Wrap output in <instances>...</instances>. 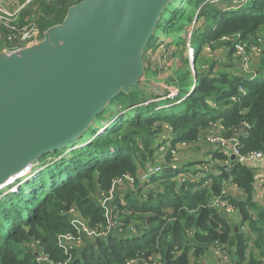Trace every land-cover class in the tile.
Segmentation results:
<instances>
[{"label": "trees", "instance_id": "16d2710c", "mask_svg": "<svg viewBox=\"0 0 264 264\" xmlns=\"http://www.w3.org/2000/svg\"><path fill=\"white\" fill-rule=\"evenodd\" d=\"M78 1L35 0L34 19L40 31L61 22L67 8ZM173 1L176 0L165 6L155 30L162 27L168 31L169 26L175 27L176 39L182 40L179 33L191 21V9L184 10L182 5L170 6ZM196 1V5H200L203 0ZM186 6H189V0ZM227 9L222 10L213 2L205 1L193 15L196 21L202 17L205 23L193 31L189 44L195 51L204 43L213 50L221 45L225 54L219 61L229 64V68L223 71L217 68L212 72L217 59L205 61L197 53L193 61L196 77L192 79L190 64L184 60V68L175 69L177 76L172 82L184 87L188 81L189 88L183 92L182 100L170 108H162L171 101L167 94L165 99L143 104L136 87L130 93L120 92L85 131L94 133L105 113L114 115L116 110L122 111L112 122L102 126L104 131L101 134L88 142L82 139L84 133L77 142L80 146L66 153H63L67 148L64 147L42 155L38 161L53 155L56 158L47 162V166L33 177L22 181L16 189L0 191V264H38L32 251L24 246L33 239L39 241L52 259H64L66 255L57 245V234L71 229L66 214L68 208L80 211L90 226L98 222L105 225L104 208L96 204L94 198L98 190L107 191L115 178L125 174L135 179L138 194L133 195L131 190L123 193L127 203L122 209L134 210L131 216L126 217L144 234L122 239L114 229L100 241H92L72 264H121L138 251H153L155 245L162 247L161 252L165 250L168 264H186L183 262L186 251L175 258L171 254L175 246L183 248L179 244L184 242L187 245L185 250L194 247L199 252L203 249L200 246L202 242L208 241L204 243L207 246L215 237L228 243L232 264H264V210L252 196L253 172L240 164L230 168L225 162L230 159L224 155L223 146L212 144L208 153L194 160L195 170L191 175L198 174L194 181L174 179L168 166L161 174L152 177L150 188L142 192V181L138 177L148 164H154L160 158L162 152L169 156L171 149L183 144L182 149L189 142L199 147L203 130L215 121L225 126L224 137H228L231 131H239L241 152L264 150V74L259 75L264 68V0H241L239 9ZM25 17L23 12L21 18ZM168 17L170 22L163 27ZM210 19L215 20L211 26L208 25ZM154 36L145 48L152 45ZM240 43L245 44L249 72L241 68L242 56L235 54L236 45ZM256 51L261 53L257 55ZM251 76L254 80H248ZM176 86L178 92L174 99H180L181 88ZM177 106L179 110L175 108ZM169 128L171 138L167 139L170 144L167 145L164 139V148L160 152L156 135ZM206 159L214 164L205 169L200 165L207 164ZM165 161H170V158L166 157ZM186 164L180 165V172L190 174ZM224 180L226 182L221 183ZM227 186L237 188L227 199L237 207L247 231L241 228L235 231L219 216L220 208L206 206L208 196L218 195ZM158 187L163 191H157ZM168 208L174 210L178 217L171 223L162 219L168 216ZM188 208L194 213L189 214ZM146 225L149 227L143 228ZM169 226L174 227L175 236L168 240L165 229ZM220 226L221 232L218 233ZM191 229L193 238L185 240L187 230ZM250 245L252 249H249Z\"/></svg>", "mask_w": 264, "mask_h": 264}, {"label": "water", "instance_id": "95a60500", "mask_svg": "<svg viewBox=\"0 0 264 264\" xmlns=\"http://www.w3.org/2000/svg\"><path fill=\"white\" fill-rule=\"evenodd\" d=\"M170 1L79 0L36 42L0 49V188L42 155L80 146L109 102L141 82Z\"/></svg>", "mask_w": 264, "mask_h": 264}, {"label": "built area", "instance_id": "2783aa9c", "mask_svg": "<svg viewBox=\"0 0 264 264\" xmlns=\"http://www.w3.org/2000/svg\"><path fill=\"white\" fill-rule=\"evenodd\" d=\"M31 1L32 0H26L21 5H17V0H0V38L2 40L1 49L14 51L30 45L42 37V32L40 31L38 23L34 18H21L22 12L24 10L23 7ZM236 48L237 51H243V53L241 54L243 62L248 64V56L245 53V44H237ZM252 50H258V48H253ZM192 53H194L193 48L191 50L190 60H193ZM245 68L248 70L250 69L248 65H246ZM251 78H254V76H251ZM240 90L242 94L245 93L241 87ZM177 92L178 89L173 95L177 94ZM209 135V142L217 140L218 144L223 146L224 155L230 159L225 161L227 162L228 166L231 168L234 164H240L249 167L253 172V188L263 190L264 150H253L243 153L241 152V143L239 138L218 137L215 139V136H213L212 134ZM227 144L230 145V148H227ZM232 156H234V158H232ZM212 164L213 162H208L207 164H203V167L206 169ZM180 165V162L176 163V165L173 164L171 162V159L168 162H166L165 160H160L155 161L154 164H148L146 170L139 176V179L142 181L141 191L145 192L150 188L151 178L161 174L163 172L164 166L171 167V173L169 174L173 176L174 179L181 178L185 180L187 173L176 171L177 168L180 167ZM197 175L198 174H190V176L192 177L190 181H194ZM133 181L136 186L135 179L129 174H125L121 178H115L107 191H97L94 200L96 204L104 208L103 215L106 216L105 225H103L101 222H98L90 226L87 218H85L80 211L76 210L75 208H68L66 214L69 217V224L71 226V229L62 231L57 234V245L61 248L63 254L66 255L64 259H52L46 249L40 246L38 240L33 239L32 241L26 243L24 246L32 251L35 256L36 263L72 264L73 261L79 258L82 255V252L85 250L86 240L91 243L96 239L105 238L110 235L114 229L118 230L117 234L120 235V238L122 239L142 236L144 232L140 231V228L136 227L134 222H130L128 224L126 223L121 226L117 225L118 216L120 214L131 216L134 213V210L132 208L122 209L126 206L127 200H125L124 194L117 193V189L119 186L125 184V192L128 190H131L133 192ZM227 196L229 195L225 194V191H223L222 189L218 195H210L206 206L211 208H220L221 210L228 209V211L231 212L234 209L231 203L228 201ZM255 197L258 198V195H253L254 201H257ZM116 199L118 201L114 202ZM260 202V204L263 206V202ZM162 219L165 220V223H171L175 220L174 216H164ZM148 227L149 226L146 225L143 228ZM220 232L221 226L219 233ZM215 242L216 243L211 248L207 247L211 243H209L207 246H204V243H201L200 246H202L203 249L206 250L210 249L211 254L216 259V264H224L225 259L228 255V251L225 248L224 242H221L219 239H216ZM185 246L187 245L184 244L183 248H180L177 245L172 249L171 254L174 256V258L175 256H181L184 251H187L185 250ZM161 248L162 247H158L157 245H155L153 251H138L134 256L127 258L121 264H166V253L165 250L161 252ZM188 250H195V248L192 247L190 249L188 247Z\"/></svg>", "mask_w": 264, "mask_h": 264}, {"label": "rangeland", "instance_id": "374dc122", "mask_svg": "<svg viewBox=\"0 0 264 264\" xmlns=\"http://www.w3.org/2000/svg\"><path fill=\"white\" fill-rule=\"evenodd\" d=\"M25 1L26 0H17L16 4L21 5ZM34 1L35 0L28 2L23 7L24 8L23 12L26 13L25 19L34 18V16L36 15V13H35L36 7H34L36 5H34ZM205 1H207V0H203L200 5H196V3H197L196 0H189V6H186V5H188V0H176L170 4V6H175V7L182 5L185 7L184 10L191 9V14H192L191 15V21L189 23L187 22L184 26L183 32L179 33L183 37L182 40L176 39L177 30H175V27L169 26L168 31H165L162 27H159L158 29L154 30V34H153V35H155L154 36V42L148 48H144V51H143V60H144V66L146 68V72H145L144 77L141 80V82H139L136 85L137 92L141 94L139 99L143 100V104H147V103H150V102H153L156 100L165 99L166 97H164V95L167 94V97L171 101L165 103L162 106V108H170L171 105L177 104V103H179L180 100H182V97H183L182 94L184 91H188V88H189V82L188 81L185 82L184 87L182 86V84L176 83V85H178L181 88L180 89L181 92L179 95V97H181V98L180 99H174L176 94L175 95H173V94L176 93L178 88H176L177 86L174 85V83L172 82V79H173V81L176 80L175 77L177 76V74L175 75V73H174L176 68L181 69V70H182V68H184V60H187L190 64L191 71L193 72L192 78L196 77V71H194V69H193L194 68V65H193L194 62L192 64L190 63V61H192V60H190L192 47L189 44V40L191 42V37L193 35V31L195 29L201 28L205 23V20L202 17L196 21L195 16H193L195 11L197 12L200 9V7L205 3ZM209 1L216 4L222 10L223 9L228 10L227 8H230V6H227V5H231L230 2L232 0L231 1L230 0H209ZM234 1H238V0H234ZM243 1L246 2L247 0H243ZM238 4L240 7L241 0L238 2ZM225 6H227V7H225ZM169 22H170V17H168L166 19V24L163 27H166L167 24H169ZM214 22H215L214 19H210V22L208 25L211 26ZM1 41L2 40L0 38V47L2 46ZM220 46L221 45L214 48V50H213L212 48H210V46H208V48H207V44L204 43L202 47H199V50L196 49V51H195V49H194V53H192L193 59L195 58L196 54L199 53L198 55L205 61L208 60L209 58L217 59V61H216L217 63L214 64V70L212 72H214L217 68H218L217 70H219V71H223V69L226 70V68H229V64L225 65L224 61L223 62L219 61V60H222V58L224 57V54H225L223 48ZM242 53H243V51L238 50L235 54L241 55ZM260 53L261 52L256 51L257 55H259ZM246 65H248L250 67L249 64H246L243 62L241 65V68L245 72H248L251 69H249V70L246 69L245 68ZM200 71L204 72L201 69H200ZM263 74H264V68H263V71L261 73H259V75H263ZM201 77H205V76H197V78H201ZM259 77H262V76H259ZM193 87H194V84L191 86L190 90ZM167 90H169V91H167ZM175 108L177 110L180 109V107H178V106ZM121 113H122V111H118V110H116V114H114V115L105 113L104 114L105 117H103L100 120V123L97 125V127L101 128L104 124H106V123L108 124L109 122H112ZM218 128H219L218 125L207 126L203 130L204 136H203V140L199 141V147L192 146L194 142L193 143L189 142L184 148L181 149V147L183 146V144H182L179 147H174L173 149H171L169 156H167V155L165 156V153L162 152V154L160 155V158H157L156 161L165 160L167 157V158H170L171 162L175 165H176V163H179V162H185V163H187L185 166L186 170L189 171L190 174H193V171L195 170L194 160H199V159H197L196 157L191 156V155L195 154L196 152L198 153L200 150H203V149L210 147L212 144L214 146H219L220 144H218L217 140H214L212 142H209V140H208V138L210 137L209 130H217ZM98 129L94 133H89V134L85 133L83 135L82 139H86V141H88V142L92 141L94 138H96L97 135L101 134L102 130L99 131ZM170 132H171V129L169 128L165 132H161V133L156 135V143L159 146L158 148H159L160 152L164 148V144H163L164 139H166L167 145L170 144V143H168L169 139H167V138H171V135H169ZM232 133H234V132H232ZM214 138L216 139L217 137H214ZM70 149H72V148L67 147L66 150L63 151V153L70 151ZM208 152H209V150H208ZM198 157L202 158L201 155H199ZM55 158H56V155H53V156H48L47 158L42 159L40 161L37 160L36 162L33 163L31 170H28L29 172L27 171L26 172L27 174L25 173L26 174V175H24L25 177L23 176V177L16 178L15 180H13V182L15 181L14 183L12 182L13 184L10 183V184L3 185L0 188V191L5 192L8 190L16 189L17 186H19L22 181H27L30 177H33L34 174L40 172V170L42 168L47 166V164H48L47 162H52ZM206 160H208L206 163H208L210 161V159H206ZM188 164H190V165H188ZM213 164H214V162H213ZM200 166L203 167V164ZM180 169H181V167H178L176 171H180ZM140 174L138 175V177L140 176ZM190 174H187L185 179H191L192 177L190 176ZM225 182H226V180H224L221 183H225ZM132 189L134 192L133 195H137L138 193L135 191L136 186L134 184V181H133ZM235 189H237V188L231 189L229 186H227V187L223 188V191H225V194L230 195L231 193H234ZM117 190H118V192H117L118 194L125 193L126 185L123 184L122 186H119ZM212 192H214V191H212ZM253 195H258V198L255 197V199L259 202V204L261 203L260 201L263 202L262 209L264 210V189L259 190V189L252 188V196ZM208 197H210V196H208ZM232 206H233V209L235 211L233 210V211L229 212L228 209L227 210L222 209L219 216L228 223L231 222V223L236 224L237 223L235 221L236 215H239V213H238L237 207H235L234 205H232ZM166 210L168 211V216H171L170 211H172V210L170 208H168ZM187 212L189 214L194 213L193 210H191L189 208L187 209ZM172 213L174 215L175 220H177L178 217H177L174 210L172 211ZM125 218H127L126 215L120 214L118 216V222H117L118 224L117 225L121 226L123 224L132 222L131 219L128 220V218H127V221H126ZM240 228H244V226L242 225L240 227L238 225V229H240ZM236 229H237V227H236ZM191 230L192 231L187 230L185 240L188 238L191 239L193 237V229H191ZM219 230H220V228L217 231L218 233H219ZM165 231L167 232V239L168 240L172 237V235L175 236L173 226L167 227L165 229ZM177 237H179V236H177ZM101 239L102 238H100L98 241H100ZM216 239H219L221 242H224L225 248L228 251V255H227V258L225 259L224 264H232V253L230 252V247L225 240L223 241L220 237L219 238L215 237V238L211 239V244H209L207 247L208 248L213 247L214 244L216 243L215 242ZM202 243H208V241L207 242L205 241ZM89 244H91V243L86 240L85 246H88ZM183 244H184V242L183 243L181 242L179 245H183ZM85 249H86V247H85ZM250 249H252V245L250 246ZM146 252H149V251L146 250ZM183 262H185L186 264H201V263L216 264V259L211 254L210 249H208V250L201 249V251H199V252H197L196 250H187L186 255H185V259Z\"/></svg>", "mask_w": 264, "mask_h": 264}, {"label": "crops", "instance_id": "0c3cea01", "mask_svg": "<svg viewBox=\"0 0 264 264\" xmlns=\"http://www.w3.org/2000/svg\"><path fill=\"white\" fill-rule=\"evenodd\" d=\"M225 7H227V6H225ZM208 48V47H207ZM193 61H194V59H193ZM213 75V74H212ZM213 77V76H212ZM192 79H194V78H192ZM176 86V85H175ZM177 88V87H176ZM170 90V89H169ZM169 90H167V91H169ZM172 93V92H171ZM216 125H218L219 126V128L217 129V130H209V134H212L213 136H215V137H224L223 135H224V133H225V126H223V124L222 123H220L219 121H215L214 123H210V125H207V126H216ZM232 132H234V133H232ZM239 131L238 130H235V131H231V133H229L228 134V137H224V138H239L240 136H238L239 134ZM203 136H204V134H203ZM235 136V137H234ZM203 139V138H202ZM228 148V147H227ZM210 149V147H208V148H206V149H203V150H200L198 153L196 152L195 154H193V155H191V156H194V157H196V158H198V156L199 155H201V156H204L206 153H208V150ZM181 164H183L184 162H180ZM168 168V166H164V169H163V171L164 170H166ZM154 187H155V184H154ZM157 191H160V192H162L163 191V189H162V187H158L157 188ZM259 203V202H258ZM170 213H172V211H170ZM175 221V220H174ZM237 223L236 224H234V223H231V222H229L230 223V225L231 226H233L234 227V230L236 231V230H238V225L241 227L242 225L244 226V228H241L242 230H244V231H247V226H246V224L245 223H241V218H240V215H236V220H235ZM236 227H237V229H236ZM250 243V242H249ZM184 245V244H183ZM251 246V245H250ZM249 249H250V247H249Z\"/></svg>", "mask_w": 264, "mask_h": 264}, {"label": "bare ground", "instance_id": "6f19581e", "mask_svg": "<svg viewBox=\"0 0 264 264\" xmlns=\"http://www.w3.org/2000/svg\"><path fill=\"white\" fill-rule=\"evenodd\" d=\"M168 4H169V3H168ZM166 6H167V5H166ZM162 95H163V94H162ZM107 106H108V105H107ZM137 107H138V106H137ZM105 125H107V123L104 124L103 126H105ZM100 130H102V127H101ZM100 130H99V131H100ZM102 131H104V129H103ZM102 131H101V132H102ZM65 148H66V147H65ZM31 167H32V166L29 165V166H27L26 168H24V169H23L22 171H20L18 174H16L15 176L11 177V178L9 179V181H8L6 184H10V183L13 184V183L15 182V181L13 182V180H14L15 178L23 177L24 175H26V174H27L26 172H27L28 170H31ZM28 172H29V171H28ZM25 173H26V174H25ZM24 177H25V176H24ZM21 180H22V179H21ZM24 180H25V179H24ZM17 181H18V180H17ZM17 181H16V182H17ZM12 182H13V183H12ZM6 184H4V185H6ZM2 186H3V185H2Z\"/></svg>", "mask_w": 264, "mask_h": 264}, {"label": "clouds", "instance_id": "9594fccd", "mask_svg": "<svg viewBox=\"0 0 264 264\" xmlns=\"http://www.w3.org/2000/svg\"><path fill=\"white\" fill-rule=\"evenodd\" d=\"M233 2L232 3H230L231 5H227V6H230V7H233V8H235V9H239V4H238V2L240 1V0H238V1H234V0H232ZM248 80H254V78H249Z\"/></svg>", "mask_w": 264, "mask_h": 264}]
</instances>
